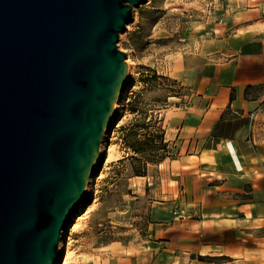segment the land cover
Segmentation results:
<instances>
[{"label": "crops", "instance_id": "0c3cea01", "mask_svg": "<svg viewBox=\"0 0 264 264\" xmlns=\"http://www.w3.org/2000/svg\"><path fill=\"white\" fill-rule=\"evenodd\" d=\"M208 2L165 73L193 92L161 112L170 157L131 177L150 207L103 264H264V0Z\"/></svg>", "mask_w": 264, "mask_h": 264}, {"label": "water", "instance_id": "95a60500", "mask_svg": "<svg viewBox=\"0 0 264 264\" xmlns=\"http://www.w3.org/2000/svg\"><path fill=\"white\" fill-rule=\"evenodd\" d=\"M147 0H0V264H55L127 89Z\"/></svg>", "mask_w": 264, "mask_h": 264}, {"label": "rangeland", "instance_id": "374dc122", "mask_svg": "<svg viewBox=\"0 0 264 264\" xmlns=\"http://www.w3.org/2000/svg\"><path fill=\"white\" fill-rule=\"evenodd\" d=\"M208 1L147 0V4L134 7L133 20L118 42L127 55L133 88L126 90L107 128L83 200L60 240L55 264H99L101 260L103 264L112 242L120 240L126 245L128 225L137 215L146 214L150 207L148 200L132 199L130 195L133 176L128 158L132 153L123 143L121 128L129 127L137 116L127 110V105L142 91L144 103L154 108L150 112L159 117L155 108L162 103H156L157 99L167 98L168 105L190 100L193 92L180 83L165 80H174L165 73L177 53L189 50L185 32L192 23L204 21L211 8ZM153 71L161 76L160 84L148 88L143 76L150 77ZM169 90L179 92V99L170 101Z\"/></svg>", "mask_w": 264, "mask_h": 264}, {"label": "trees", "instance_id": "16d2710c", "mask_svg": "<svg viewBox=\"0 0 264 264\" xmlns=\"http://www.w3.org/2000/svg\"><path fill=\"white\" fill-rule=\"evenodd\" d=\"M160 78L156 71L150 77L143 76L144 84L148 88L157 87ZM165 80L179 84L176 80ZM168 96L178 97L179 92L169 90ZM155 102L162 103L155 108L159 117L150 112L154 108H149L144 103L142 91L137 92L127 105V110L137 116L129 127L121 128L123 143L132 153L128 159L133 176H146L149 165L159 164L170 157L169 143L165 141V128L161 118V112L168 107L167 98L157 99Z\"/></svg>", "mask_w": 264, "mask_h": 264}]
</instances>
